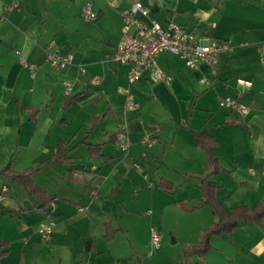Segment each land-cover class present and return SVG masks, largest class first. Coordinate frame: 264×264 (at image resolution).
Wrapping results in <instances>:
<instances>
[{
    "label": "crops",
    "instance_id": "obj_1",
    "mask_svg": "<svg viewBox=\"0 0 264 264\" xmlns=\"http://www.w3.org/2000/svg\"><path fill=\"white\" fill-rule=\"evenodd\" d=\"M136 2L147 11L137 15L143 22H175L194 37L244 46L194 69L159 54L169 81L143 72L126 108L128 66L112 56L122 14ZM86 4L93 21L82 17ZM262 42L264 0H0V264H264V227L253 221L211 236L202 254L194 250L217 221L203 205L205 177L226 214L264 198ZM48 47L71 64L55 70L45 62ZM224 97L249 112L219 108ZM120 133L129 141L124 153ZM200 134L214 144L215 173ZM58 143L60 161L52 159ZM6 168L37 169L31 178L44 197ZM51 219L44 242L38 226ZM151 229L162 248H153Z\"/></svg>",
    "mask_w": 264,
    "mask_h": 264
},
{
    "label": "built area",
    "instance_id": "obj_2",
    "mask_svg": "<svg viewBox=\"0 0 264 264\" xmlns=\"http://www.w3.org/2000/svg\"><path fill=\"white\" fill-rule=\"evenodd\" d=\"M137 15L147 17V11L138 2L122 14L121 37L112 56L117 63L128 66L127 86L122 90L126 108L134 106L130 86L140 78L143 72H146L153 81H169V77L159 69L156 63L159 54L168 52L183 60L187 67L194 69L200 64L216 66L221 54L244 46V44L235 46L230 40H219L211 36L194 37L175 22H169L165 27H162L154 21L143 22L137 18ZM82 17L86 21L96 19V14L90 4L84 6ZM45 62L55 70H61L71 64V57L48 47L45 49ZM259 62L264 67V42L259 48ZM20 64L29 72H34L36 69L34 64L23 59H20ZM201 82L205 83L206 81L201 79ZM237 82L248 87L251 86L250 82L242 80ZM64 92L65 94L69 92V83H65ZM218 107L231 109L241 116L249 112L246 106L230 97L221 98ZM117 143L121 152L127 151L129 141L125 133L118 135ZM143 143L150 146L154 140L147 138ZM53 225L52 219L39 224L37 232L42 241L47 242L51 239ZM150 237L153 246L157 248L159 237L154 229L150 230Z\"/></svg>",
    "mask_w": 264,
    "mask_h": 264
},
{
    "label": "trees",
    "instance_id": "obj_3",
    "mask_svg": "<svg viewBox=\"0 0 264 264\" xmlns=\"http://www.w3.org/2000/svg\"><path fill=\"white\" fill-rule=\"evenodd\" d=\"M207 139L208 137L205 134L196 136L197 144L206 152L208 163L211 167V172L209 174H212L217 172L218 166L217 161L212 154V146L214 144L212 143L211 145ZM63 156L64 153L62 151V144L58 143L56 152L52 159L60 161L63 159ZM36 171L37 169H27L23 172H10L9 169L6 168L3 173L10 175L13 179L19 180L30 194L40 199L44 197V191L38 187L31 178ZM201 191L204 199L203 205L209 206L212 209L213 214L217 217V221L214 222L209 229L203 232L199 241V246L194 249L195 252L199 254L204 253L209 247L208 239L213 235H230L231 232L238 227L241 220L253 221L261 227H264V198L257 205L251 207L238 206L235 207L229 214H226L223 211L219 200L215 197L213 188L206 180V177L202 180ZM5 246V242H0V258L6 254V251L2 250V248Z\"/></svg>",
    "mask_w": 264,
    "mask_h": 264
},
{
    "label": "rangeland",
    "instance_id": "obj_4",
    "mask_svg": "<svg viewBox=\"0 0 264 264\" xmlns=\"http://www.w3.org/2000/svg\"><path fill=\"white\" fill-rule=\"evenodd\" d=\"M159 238H160V237H159ZM168 242H169V243L172 242V238H171V237L169 238ZM151 244H152V242H151ZM162 245H163V244H162L161 239H160L159 247L162 248ZM152 246H153V244H152ZM153 248H154V246H153Z\"/></svg>",
    "mask_w": 264,
    "mask_h": 264
}]
</instances>
